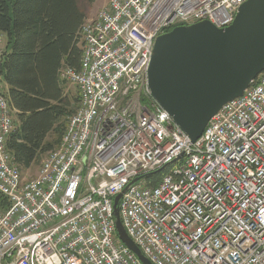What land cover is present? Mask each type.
<instances>
[{"label": "built area", "instance_id": "1", "mask_svg": "<svg viewBox=\"0 0 264 264\" xmlns=\"http://www.w3.org/2000/svg\"><path fill=\"white\" fill-rule=\"evenodd\" d=\"M246 1L105 0L80 28V70L59 72L78 107L28 181L6 149L14 124L0 75V264H141L117 238L113 201L170 164L118 205L141 254L151 264H264V72L194 143L147 83L158 36L199 22L224 29Z\"/></svg>", "mask_w": 264, "mask_h": 264}, {"label": "trees", "instance_id": "2", "mask_svg": "<svg viewBox=\"0 0 264 264\" xmlns=\"http://www.w3.org/2000/svg\"><path fill=\"white\" fill-rule=\"evenodd\" d=\"M85 19L76 0H0V34L6 40L0 75L14 124L6 149L20 172L55 149L78 107V96L66 93L59 72L81 68ZM174 166L149 175L146 186H156Z\"/></svg>", "mask_w": 264, "mask_h": 264}, {"label": "water", "instance_id": "3", "mask_svg": "<svg viewBox=\"0 0 264 264\" xmlns=\"http://www.w3.org/2000/svg\"><path fill=\"white\" fill-rule=\"evenodd\" d=\"M264 72V0H247L232 22L180 26L158 36L147 72L152 98L192 143L226 103L237 99ZM133 180L113 201L118 240L141 264H151L127 237L118 205Z\"/></svg>", "mask_w": 264, "mask_h": 264}, {"label": "rangeland", "instance_id": "4", "mask_svg": "<svg viewBox=\"0 0 264 264\" xmlns=\"http://www.w3.org/2000/svg\"><path fill=\"white\" fill-rule=\"evenodd\" d=\"M78 7L85 14L86 19L93 18L99 9L105 4V0H98L96 3L90 5L86 0H76ZM6 43L3 41L0 45V52L3 51L4 45ZM65 91L69 96L77 97V90L70 84L65 85ZM51 138V136L49 137ZM41 163V162H40ZM40 163L36 164L27 171L21 172L23 181H28L33 179L37 175Z\"/></svg>", "mask_w": 264, "mask_h": 264}, {"label": "crops", "instance_id": "5", "mask_svg": "<svg viewBox=\"0 0 264 264\" xmlns=\"http://www.w3.org/2000/svg\"><path fill=\"white\" fill-rule=\"evenodd\" d=\"M3 41L6 43V40H5V38H3ZM4 47H5V45H4Z\"/></svg>", "mask_w": 264, "mask_h": 264}]
</instances>
